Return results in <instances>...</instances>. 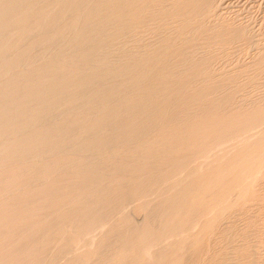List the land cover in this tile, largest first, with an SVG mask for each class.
<instances>
[{
    "label": "bare ground",
    "instance_id": "1",
    "mask_svg": "<svg viewBox=\"0 0 264 264\" xmlns=\"http://www.w3.org/2000/svg\"><path fill=\"white\" fill-rule=\"evenodd\" d=\"M231 7L0 0V264H264V38Z\"/></svg>",
    "mask_w": 264,
    "mask_h": 264
},
{
    "label": "rangeland",
    "instance_id": "2",
    "mask_svg": "<svg viewBox=\"0 0 264 264\" xmlns=\"http://www.w3.org/2000/svg\"><path fill=\"white\" fill-rule=\"evenodd\" d=\"M226 1L232 7L231 9L227 10L224 16L228 18L230 17L229 19H232L234 21H238L239 19V21L241 20L247 23L249 32L252 31L251 33L257 36V38L259 37L264 38V0H249V1L248 0H237L238 2L236 0H226ZM233 2H234V5H232ZM235 54L239 56H236ZM235 54H232V56L229 57L230 59L227 61L228 63L225 62V64H231L233 63L234 60L237 61L241 57H242L241 59H243L245 55L244 50H241V49L238 50ZM240 55L242 56L240 57ZM220 63L221 62H219V64ZM220 65H222V63Z\"/></svg>",
    "mask_w": 264,
    "mask_h": 264
}]
</instances>
